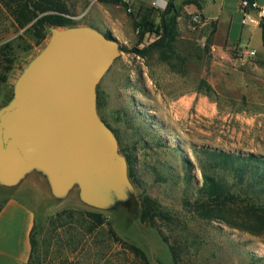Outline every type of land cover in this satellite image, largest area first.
I'll list each match as a JSON object with an SVG mask.
<instances>
[{
	"label": "rangeland",
	"instance_id": "374dc122",
	"mask_svg": "<svg viewBox=\"0 0 264 264\" xmlns=\"http://www.w3.org/2000/svg\"><path fill=\"white\" fill-rule=\"evenodd\" d=\"M166 1L156 6L152 0H132L129 12L125 0H99L92 6L90 0H69L76 26L114 29L127 48L98 85V112L118 139L128 175L132 169L151 176H140L138 185L129 176L136 196L151 194L166 207L178 210L192 233L206 237V250L198 254L192 250L196 253L194 264H264V260L253 262L250 257V253L264 257V229H258L242 210L234 206L227 214V223L203 221L194 210L185 209L181 195L171 191V182L155 179L153 169L162 161L181 171L179 154L197 166L201 148L264 156V21L244 32L238 10L229 21L233 27L230 39L242 48L257 51L256 57L246 62L239 59L236 43L193 21L196 11L186 0H174L177 34L171 43L166 40V44L153 46L156 35L140 40L135 22L149 16L158 24ZM30 26L19 28L0 2V108L13 98L17 79L50 39L51 27L47 28L46 39L37 44ZM248 30L249 39L244 38ZM194 172L200 176L197 167ZM14 189L0 185V201ZM30 190L40 202L35 255L43 264L56 262L53 249L45 258L47 222L63 209L98 210L120 238L141 248L152 262L173 264L169 246L159 231L142 224L139 215L129 217L123 206L116 204L105 210L88 206L81 201L77 186L64 198L39 187ZM216 227L223 229L224 236ZM163 232L171 236L169 231ZM80 259L82 264L87 263L85 257Z\"/></svg>",
	"mask_w": 264,
	"mask_h": 264
},
{
	"label": "water",
	"instance_id": "95a60500",
	"mask_svg": "<svg viewBox=\"0 0 264 264\" xmlns=\"http://www.w3.org/2000/svg\"><path fill=\"white\" fill-rule=\"evenodd\" d=\"M44 49L16 81L0 108V185L45 175L53 196L77 186L99 210L133 193L128 163L113 129L98 112V85L123 52L109 30L51 27Z\"/></svg>",
	"mask_w": 264,
	"mask_h": 264
},
{
	"label": "trees",
	"instance_id": "16d2710c",
	"mask_svg": "<svg viewBox=\"0 0 264 264\" xmlns=\"http://www.w3.org/2000/svg\"><path fill=\"white\" fill-rule=\"evenodd\" d=\"M0 2L9 10L19 28L31 24L30 33L37 44L46 39L47 28L77 25L72 19L75 14L74 6L69 4V0ZM185 3L195 5L200 12L204 0H186ZM197 15L203 19L202 24L211 27L212 32L216 31V22L206 21L200 13ZM177 16L174 0H169L160 14L158 24L147 16L135 22V30L140 40L146 35H156L158 39L153 46L166 44V40L171 43L177 34ZM123 50H127L124 45ZM134 52L143 54V51L137 49ZM199 150L203 154L197 157L200 161L197 166L184 154H179L182 158L181 171L158 161L157 165L160 166L153 168L156 171L155 179L161 183L171 182V191L181 195L185 209L194 210L203 221L226 222L227 214L235 206L242 210L258 229H264V156L216 148ZM127 159L132 163L131 157ZM195 167L197 171L200 170V176L195 174ZM129 176L137 185L140 176L151 177L132 169ZM135 200L138 202L133 205ZM117 205L123 206L129 217L139 215L142 224L159 231L162 240L169 246L173 264H194L196 253L192 250L195 249L198 254L207 248L206 237L192 233L178 210L166 207L149 193L143 192L136 196L133 192ZM47 224L45 258L55 250V264H82L80 257H85L86 264H155L141 248L120 238L108 218L98 210L63 209L51 216ZM164 229L169 231L171 236L164 234ZM216 230L224 236L222 228L216 227ZM35 236L36 225L31 232V255L28 264H43L44 262H40L39 257L35 255ZM250 257L253 262L264 260V257L251 253Z\"/></svg>",
	"mask_w": 264,
	"mask_h": 264
},
{
	"label": "crops",
	"instance_id": "0c3cea01",
	"mask_svg": "<svg viewBox=\"0 0 264 264\" xmlns=\"http://www.w3.org/2000/svg\"><path fill=\"white\" fill-rule=\"evenodd\" d=\"M155 0H152V2ZM160 4L167 2L159 0ZM243 0H204L203 9L199 12L195 5H192L196 11L200 13L206 21H214L217 24L216 34L224 36L229 43H236L230 39V34L233 32V27L229 22L236 10L242 15L241 23L243 32L245 28L254 29L255 12L250 10V20L247 24L244 23L245 12L242 7ZM257 4L264 5V1L255 0ZM263 2V4H261ZM224 17L225 21L221 22ZM111 34L120 42V36L114 29H108ZM248 32L242 34V37L249 39ZM239 42V41H238ZM241 46V44L236 43ZM263 46V44H262ZM256 50V49H255ZM39 187L47 189L51 192L49 182L45 175L40 171H32L15 186L13 193L7 194L0 201V264H28L31 255V232L37 221L39 212V201L33 194L30 188Z\"/></svg>",
	"mask_w": 264,
	"mask_h": 264
},
{
	"label": "built area",
	"instance_id": "2783aa9c",
	"mask_svg": "<svg viewBox=\"0 0 264 264\" xmlns=\"http://www.w3.org/2000/svg\"><path fill=\"white\" fill-rule=\"evenodd\" d=\"M91 1V6L94 5L95 3L99 2V0H90ZM127 4L129 5L128 11L131 12L132 8V0H125ZM152 5H158L160 6V1L155 0L152 2ZM242 7L245 12V19L244 23L247 24V22L250 20L249 17V11L252 10L255 12V23L258 26L260 22L264 21V5H259L257 4L256 1L254 2H249L247 0L242 1ZM193 21L195 23H201L203 19L201 18L200 15L194 14L193 15ZM237 54L239 59L242 62H246L248 60H251L256 57L257 51L255 49H250V48H242L241 46L238 47Z\"/></svg>",
	"mask_w": 264,
	"mask_h": 264
}]
</instances>
